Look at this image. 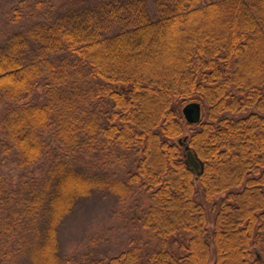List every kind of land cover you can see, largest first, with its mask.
Wrapping results in <instances>:
<instances>
[{
  "label": "trees",
  "instance_id": "obj_1",
  "mask_svg": "<svg viewBox=\"0 0 264 264\" xmlns=\"http://www.w3.org/2000/svg\"><path fill=\"white\" fill-rule=\"evenodd\" d=\"M100 1L0 47V161L33 170L57 149L43 188L18 182L15 208L2 209L44 210L27 264L59 263L58 225L79 197L105 189L128 201L136 185L148 194L139 221L159 248L91 264H264V0H155V18L144 0ZM189 101L204 112L198 123L183 117ZM98 136L140 154L125 180L76 168L71 155Z\"/></svg>",
  "mask_w": 264,
  "mask_h": 264
},
{
  "label": "rangeland",
  "instance_id": "obj_2",
  "mask_svg": "<svg viewBox=\"0 0 264 264\" xmlns=\"http://www.w3.org/2000/svg\"><path fill=\"white\" fill-rule=\"evenodd\" d=\"M144 1L149 15L157 17L155 0ZM100 2V0H0V47L5 45L8 37L14 32L25 30L37 22H51L59 14L85 10ZM37 91L39 95L42 94L41 88H37ZM6 106V102L0 104V114ZM99 112H102L101 109ZM246 112L247 110H244L236 115ZM99 115L104 117L101 113ZM200 115L201 118L205 116L202 110ZM95 139L96 142L88 143L95 149H83L71 155L76 168L101 178L125 180L129 171L134 170L140 154L135 150L124 151L116 145L106 146L104 138L99 136ZM177 142L183 144L184 138L179 137ZM55 152L57 149L51 150L44 165L40 166V163L33 170L23 171L0 161V197L5 201V204L0 206V264H27L28 245L34 241L35 235L43 234L47 219L43 209L38 210L36 213H39V217L34 218L11 216L2 209L7 206L15 208V202H10L9 197L13 195L16 197L18 194V182L28 179L23 182L24 187H27L26 183L34 187V183L37 182L38 189L43 188L44 178L48 177L43 169L47 167ZM57 155L60 156L61 152L58 151ZM133 190L135 192L132 197L123 202L119 201L113 192L105 189L93 190L89 195L79 197L58 225V264H91L96 259L115 255L129 246L140 248L143 255L159 248L158 240L148 234L139 221L140 213L142 214L148 203V194L138 185L134 186ZM133 198H137V202H134ZM139 207L140 209L136 211ZM186 237L187 235L182 233L174 236L176 239ZM168 247L172 250L175 245L169 244Z\"/></svg>",
  "mask_w": 264,
  "mask_h": 264
},
{
  "label": "water",
  "instance_id": "obj_3",
  "mask_svg": "<svg viewBox=\"0 0 264 264\" xmlns=\"http://www.w3.org/2000/svg\"><path fill=\"white\" fill-rule=\"evenodd\" d=\"M201 105L198 101H189L182 106V114L186 121L190 123H198L201 119ZM185 163L192 170L200 173L203 170V162L198 155L192 151L189 146H185Z\"/></svg>",
  "mask_w": 264,
  "mask_h": 264
}]
</instances>
